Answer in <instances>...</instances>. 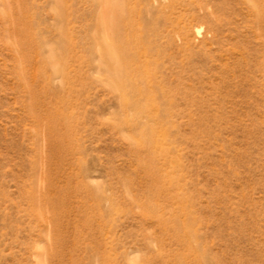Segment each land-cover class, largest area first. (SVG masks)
I'll use <instances>...</instances> for the list:
<instances>
[{"label":"rangeland","instance_id":"rangeland-1","mask_svg":"<svg viewBox=\"0 0 264 264\" xmlns=\"http://www.w3.org/2000/svg\"><path fill=\"white\" fill-rule=\"evenodd\" d=\"M17 1L0 0V264H264V18L250 1L125 0L144 41L125 90L98 44L106 0H65L70 82L58 67L40 78L56 1L20 0L42 46L30 63ZM146 124L164 141L155 175L133 138Z\"/></svg>","mask_w":264,"mask_h":264},{"label":"bare ground","instance_id":"bare-ground-1","mask_svg":"<svg viewBox=\"0 0 264 264\" xmlns=\"http://www.w3.org/2000/svg\"><path fill=\"white\" fill-rule=\"evenodd\" d=\"M57 6L55 7L56 15L61 20V29H60V39L54 42V46L50 49V53L47 56L40 58L38 61L39 65L42 68V74L40 78H46L50 76L49 72L60 68L59 70L64 73V78L70 82V75L67 70V63L69 58L71 57V37L67 30V14H66V1L65 0H55ZM251 3V7L255 12L258 18H264V6L261 5L260 0H249ZM125 0H106L107 4V12L103 15V19L105 20V24L108 28L112 29L111 37L106 33L105 36L99 37V46L101 50L102 57L106 58L107 64L111 68V75H113L114 84L118 87L125 88L123 84V78L125 75H144V71L139 66H134L135 58L137 56V47L140 45H144V41L142 35H137V32L132 28L130 31L128 27L131 19L127 17L125 7ZM24 4L22 1L18 0L16 4L15 13H11V17L14 19V32L18 33L20 36L16 39L14 43L17 47V50L21 53V57L25 60V62H31V50L30 48L37 49L39 52L42 46L39 43V30L36 27L35 15L34 13L31 15H26L22 8ZM132 31V32H131ZM148 58L147 61H149ZM26 86L30 89L33 95L36 93L35 87H33L29 79L27 78V74L23 73ZM33 75V74H32ZM49 75V76H48ZM37 77L35 76V79ZM45 90L47 93H57L58 91H62L65 93V96L61 98V103L63 106L65 104L70 105V97L68 96L67 89L65 87L53 88L52 85ZM149 90V91H148ZM153 89L145 88V89H136L139 93H144L149 95L150 91ZM151 91V92H152ZM67 92V93H66ZM36 95V94H35ZM150 97V96H149ZM140 104L135 102L134 109L135 111H140ZM46 123L48 125L49 135L53 134H61V138L65 135L61 130V121L56 119V116H48ZM66 130L68 129L69 124H64ZM68 131V130H67ZM157 126L146 124L141 127V130L136 138L141 144H144L146 148V152L149 155L148 160H143L142 166L148 171L155 175V161L154 157L156 152L158 151L159 146L163 147V140L157 137ZM52 151L61 150L60 144L58 143H50ZM161 153H165L164 148H162ZM90 194V193H89ZM94 194V193H93ZM95 196H98L97 194ZM98 198V197H97ZM157 208V206H156ZM178 236L183 238L188 237L187 231H181L178 233Z\"/></svg>","mask_w":264,"mask_h":264}]
</instances>
